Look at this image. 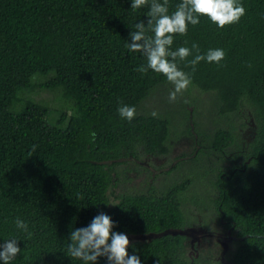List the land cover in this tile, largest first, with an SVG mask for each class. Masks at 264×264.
I'll return each mask as SVG.
<instances>
[{"label": "trees", "instance_id": "16d2710c", "mask_svg": "<svg viewBox=\"0 0 264 264\" xmlns=\"http://www.w3.org/2000/svg\"><path fill=\"white\" fill-rule=\"evenodd\" d=\"M181 2L169 0V13ZM238 2L246 9L238 23L219 28L201 16L186 35L174 37L173 49L196 43L201 54L225 51L219 64L201 61L194 72L188 61L195 53L179 62L192 78L190 88L212 93L218 122H228L211 133L196 131L193 157H179L196 162L198 174L112 200L121 166L142 153L161 157L171 151L172 120L137 112L169 82L151 70L136 71L146 60L125 47L149 6L0 0V245L16 238L21 249L10 264H83L67 256L68 237L100 212L111 217L113 231L156 235L130 242L127 251L141 264H264V0ZM42 91L59 93L61 107L38 100ZM121 104L135 107L131 121L120 117ZM57 111L59 118L53 117ZM247 124L253 126L251 140L243 137ZM180 167L167 173L183 172ZM199 175L212 176L215 197L188 194ZM189 201L205 210L212 202L234 242L225 258L190 254L184 231L198 218L191 222L183 209ZM16 218L28 224L30 239L16 228ZM97 264H107L106 258Z\"/></svg>", "mask_w": 264, "mask_h": 264}, {"label": "clouds", "instance_id": "9594fccd", "mask_svg": "<svg viewBox=\"0 0 264 264\" xmlns=\"http://www.w3.org/2000/svg\"><path fill=\"white\" fill-rule=\"evenodd\" d=\"M149 6L147 19L134 25L130 32L125 47L130 52H139L146 60L136 71L146 74L151 70L163 75L173 85L169 92V102L177 100L178 94L187 90L192 84V78L188 72L183 71L179 62L193 59L188 65L195 71V66L201 61L219 64L225 57L223 49H208L201 54L199 45L192 43L191 47L180 46L173 49L174 37L187 34L189 24L196 26L200 23V17L206 16L219 28L238 23L246 14L245 7L238 0H182L176 6L174 12L169 13V0H131L130 7L139 9ZM185 44L188 42L185 41ZM186 65V66H188ZM118 113L122 119L131 121L136 113L133 106L121 104ZM153 117L158 113L153 111ZM95 140L96 133H91ZM33 145V151H35ZM16 228L25 232L27 238L32 237L28 231V224L20 219L15 220ZM115 223L111 217L103 212L97 214L91 222L81 228H75L70 232L67 245V256L83 261V264H97L98 258L105 257L107 264H141L138 255H129L127 249L130 246L129 237L125 233L113 231ZM16 238H10L0 245V260L3 264H10L21 252Z\"/></svg>", "mask_w": 264, "mask_h": 264}, {"label": "rangeland", "instance_id": "374dc122", "mask_svg": "<svg viewBox=\"0 0 264 264\" xmlns=\"http://www.w3.org/2000/svg\"><path fill=\"white\" fill-rule=\"evenodd\" d=\"M173 89L171 83L161 85V87L148 99L144 100L139 106L138 113H152L153 111L160 113L172 120V140L170 141V153L167 156L154 157L141 154L139 160L130 161L121 166L120 175L118 177L119 185L112 188V200L115 195L121 192H147L151 187L163 189L169 186L173 181L181 179L185 176L193 177L198 174L199 165L196 162L187 163L183 158H179L183 154H187V158H192L197 149V140L199 135L196 131L211 133L219 126H228V122H218V115L214 111L215 99L212 93L203 92L195 87L187 88V90L178 94L177 100L173 103L169 102V92ZM59 93L42 91L36 94L38 100H46L54 107H61L58 99ZM61 112V111H60ZM60 112H55L53 117L59 118ZM240 119L237 118L236 123L239 124ZM243 137L251 140L253 126L246 125L243 129ZM216 155V154H215ZM213 155L212 158L217 160L219 157ZM181 163L180 170L170 171L176 164ZM125 169V171H122ZM202 174V173H201ZM200 176V175H199ZM212 176H200L196 179L195 184L191 186L189 195L197 194V198L207 200L216 196V190L209 181ZM196 178V177H195ZM174 179V180H173ZM210 198V199H211ZM183 209L195 221V225L184 231L189 238V251L191 255H202L203 258L208 255L215 259L225 258L228 251L232 250L234 242L231 237L224 232L223 226L216 220V214L213 210V204L205 210L192 201L186 202ZM130 242L134 240H150L155 234L145 236H131Z\"/></svg>", "mask_w": 264, "mask_h": 264}]
</instances>
